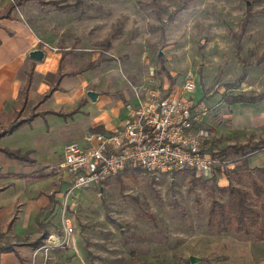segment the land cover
Wrapping results in <instances>:
<instances>
[{"label": "rangeland", "instance_id": "obj_1", "mask_svg": "<svg viewBox=\"0 0 264 264\" xmlns=\"http://www.w3.org/2000/svg\"><path fill=\"white\" fill-rule=\"evenodd\" d=\"M8 1L0 0V8ZM11 13L33 29L37 49L66 54L61 68L95 61L79 75L93 117L113 114V99L124 107L134 87L140 90L150 81L175 87L183 76L193 78L194 90L187 95L202 102L203 124L225 164L209 177L130 168L67 192L56 163L60 143L81 138L82 131L57 124L63 119L49 114L47 133L36 122L26 141L30 146L49 141L58 160L46 166L47 181L34 180L32 186L17 181L15 187L24 201L50 180L48 203L39 225L32 230L27 223L23 237L14 238L8 220L0 221L1 243L25 250L29 264H249L250 255L264 252V238L254 237L256 225L243 233L207 224L209 204L224 199L229 184L248 186L244 162L264 165V99L224 97L255 93L264 85V0H21ZM241 28L236 55L231 33ZM241 59L248 64L242 78ZM71 80L55 97L63 103L54 108L66 111L75 103L66 94ZM79 117L84 124L92 116ZM43 229L46 235L33 246ZM189 255L196 259L190 262Z\"/></svg>", "mask_w": 264, "mask_h": 264}, {"label": "built area", "instance_id": "obj_2", "mask_svg": "<svg viewBox=\"0 0 264 264\" xmlns=\"http://www.w3.org/2000/svg\"><path fill=\"white\" fill-rule=\"evenodd\" d=\"M194 87L189 76L175 87L152 81L140 90L134 87V97L116 126L85 133L86 143L67 141L57 162L67 192L130 168L211 176L225 159L203 124L202 102L187 95ZM70 230L67 226L65 231Z\"/></svg>", "mask_w": 264, "mask_h": 264}, {"label": "crops", "instance_id": "obj_3", "mask_svg": "<svg viewBox=\"0 0 264 264\" xmlns=\"http://www.w3.org/2000/svg\"><path fill=\"white\" fill-rule=\"evenodd\" d=\"M12 16V18H0V126L7 123L8 116L6 117V115H9L12 112L13 106L17 103L20 89L24 83L26 72L30 65H32L31 82L27 91L26 104L21 114H25V110L28 109L32 102L48 87L54 78L59 63V57L61 56L62 61V58L66 56V54L63 56L57 51L39 49L41 50L40 58H32L30 56V51L37 47V35H35L33 29L28 24L24 23L13 14ZM61 61L60 64L62 63ZM60 64L59 67L61 70L77 69L85 65L84 64L82 66H76L73 68L67 67L66 69H63L61 68ZM87 69L89 68L83 69L79 73L63 75L59 82L61 89L54 90L43 102L37 106V109L51 108L58 110L57 108H54L55 105H60L63 102H57L55 97H58L62 93L66 92V84L72 79L71 84L74 86L72 88L70 87V91L66 93L68 95V100L70 99L73 101L72 103L75 102L71 107H73L80 99H83L84 101L79 106L78 110L72 113L70 116L63 117L57 114L54 115H57L64 120L63 123V120H61V123L57 124H62L63 126L69 124L70 128L73 129V127H75V129L77 128L76 130L79 129L82 131L81 138L71 139L77 141L80 144L86 143L83 139V136L85 133L89 132L86 131L87 127L91 129L90 131L108 130L116 126L119 120L124 116L125 111V106L122 107L118 99H113L115 104H117L114 106L115 112L113 114L107 113L105 117H93V112L90 114V112L86 109L88 97L85 98L80 91L81 82L79 75L81 72ZM97 94L98 92L96 93L95 97ZM50 99L54 101L53 106L46 105L47 101ZM40 105L41 107H39ZM103 110L105 109L100 108L99 111ZM49 114L53 113H46L43 116H36L30 120L29 124H24L13 130L11 133L0 137V145L17 148L20 151H28V156L33 158V161L19 160L8 157L2 151H0V187L3 186L0 189V221L5 219L8 220L13 212L15 213V217L9 227L10 233L14 238L23 237L27 233V230H24L27 223L30 224L32 230L35 229V215L40 212L48 203L50 183L49 180V183H47L45 187L34 188L33 195H31L30 198L27 197L26 200L21 201V199H19L21 196V191L20 189L15 188L17 181H21L20 183L24 182L25 184L29 183L31 186L34 185V180H38L39 182L45 180L47 181L48 172L46 170V166L51 161L57 159L59 154L62 156L64 147V143L62 142L60 143V152H58V155H56L57 151H55L56 149L50 147L49 141L42 140L40 143L37 142V144L34 145L30 139L32 142L31 146L28 145L26 141V138H28L26 135L30 133L34 125H36V122L39 123V127L41 128L42 132L47 133L49 130L47 115ZM79 115L92 117L89 123L85 121L83 124L82 122H79L81 120ZM40 118H42L44 126L41 125ZM108 122L110 124L105 125ZM39 136L43 137L45 135ZM8 137H11L12 141H7ZM38 169L42 171L44 174L43 176L31 178L28 176L16 175L21 173H33L34 170ZM0 245L5 244L0 242ZM257 248H255V250ZM12 249L13 250L0 252V264H22L14 251H16L22 258L24 264L30 263L27 260V257L23 254V251L25 250H20L14 247H12ZM247 259H249L247 260L249 264H264V252L253 253L250 255V258L248 257Z\"/></svg>", "mask_w": 264, "mask_h": 264}, {"label": "trees", "instance_id": "obj_4", "mask_svg": "<svg viewBox=\"0 0 264 264\" xmlns=\"http://www.w3.org/2000/svg\"><path fill=\"white\" fill-rule=\"evenodd\" d=\"M21 0H9L0 8V18H12V9L20 5ZM242 28L240 32L236 35L232 34L234 38V50L236 55L240 49V37H241ZM61 61V56L59 57V63L54 75V78L48 85V87L32 102L28 107L25 114H21L23 108L26 104L27 91L31 82L32 75V65L26 72L24 83L20 89V93L17 99V103L13 106L12 112L9 115H6L8 118V123L0 126V137L6 134L11 133L13 130L18 127L29 124L30 120L36 116H43L46 113H53L63 117L70 116L72 113L76 112L79 106L83 103V99H80L73 107L67 111L54 110L51 108L37 109L38 104L43 102L54 90H60L61 87L59 82L63 75H70L79 73L83 69L91 68L94 65L93 61L88 62L81 68L77 69H67L61 70L59 67ZM248 66L247 62L241 59V73L240 78L245 73V68ZM224 97L228 99V102H249L254 103L264 99V85L262 88L255 93L246 94V93H236V94H227ZM225 98V99H226ZM231 98V99H230ZM1 123V121H0ZM264 144V142H263ZM0 151H2L6 156L16 158L19 160L33 161V158L28 156V151H20L17 148H9L7 146L0 145ZM244 169L247 171V176L250 177L249 184L247 187H242L239 185L229 184L225 188V197L222 200H213L208 206V217L207 224L211 227H214L216 231L232 229L233 231H240L243 233H248L251 226L256 225V232L254 237L256 239L264 238V180L261 182L258 178H264V165L261 166H248L244 162ZM140 169V168H138ZM192 173V172H191ZM254 173L257 176V179L252 176ZM21 176H28L31 178L41 177L44 174L41 172L30 173V174H16ZM238 181H241L240 177L236 178ZM3 187V186H1ZM0 187V189H1ZM38 212L35 215V222L39 225L37 220ZM15 217V213L10 216L7 222V228L10 227L11 222ZM41 226V225H40ZM46 230H42L41 233L31 242L33 246H37L41 243V238L46 235ZM13 250L12 246L9 244L0 245L1 251ZM19 261L24 264L22 258L18 255Z\"/></svg>", "mask_w": 264, "mask_h": 264}, {"label": "water", "instance_id": "obj_5", "mask_svg": "<svg viewBox=\"0 0 264 264\" xmlns=\"http://www.w3.org/2000/svg\"><path fill=\"white\" fill-rule=\"evenodd\" d=\"M30 56L32 57V58H35V59H37V58H40V56H41V50H39V49H33V50H31L30 51ZM88 95H92V92H88ZM196 259V257L194 256V255H189L188 256V260L190 261V262H192V261H194Z\"/></svg>", "mask_w": 264, "mask_h": 264}]
</instances>
